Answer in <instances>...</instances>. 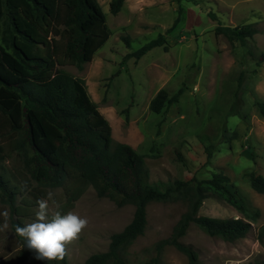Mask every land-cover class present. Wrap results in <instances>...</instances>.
I'll list each match as a JSON object with an SVG mask.
<instances>
[{"label":"rangeland","instance_id":"rangeland-1","mask_svg":"<svg viewBox=\"0 0 264 264\" xmlns=\"http://www.w3.org/2000/svg\"><path fill=\"white\" fill-rule=\"evenodd\" d=\"M110 1L96 0L106 16L109 40L80 69L62 70L84 81L112 128V148L126 144L143 157L148 183L209 180L215 173L228 178L226 191L209 194L198 216L241 219L251 229L244 238L226 242L191 224L179 242L191 247L201 264L264 261V247L257 240L264 225V194L251 188L248 176L264 177V116L255 105L264 102V0H126L116 16L109 12ZM243 25L257 31L243 44L215 34L218 26ZM160 35L162 47L123 62L127 54ZM125 37L129 45L122 40ZM162 89L169 97L182 93L177 103L155 114L149 104ZM47 193L51 217L64 196L61 189ZM187 209L185 202L150 203L144 233L124 250L129 261L152 257L155 244L171 236ZM37 210L25 224L35 220ZM5 211L8 228L0 231V264H17L8 207L0 202V225L5 223ZM255 211L259 218L254 222ZM71 212L89 223L67 246L66 260L83 264L108 250L111 236L132 220L134 207H117L89 188ZM160 261L188 264L174 247H165Z\"/></svg>","mask_w":264,"mask_h":264},{"label":"trees","instance_id":"trees-1","mask_svg":"<svg viewBox=\"0 0 264 264\" xmlns=\"http://www.w3.org/2000/svg\"><path fill=\"white\" fill-rule=\"evenodd\" d=\"M125 1L111 0L109 12L116 16ZM256 32L252 25L218 26L215 34L243 44ZM109 38L106 16L96 0H0V202L8 207L17 264H48L36 259V253L15 234V226L26 225L37 201L47 199L51 189L62 190L64 202L56 210L61 214L70 212L89 188L117 207H134L132 220L111 236L108 250L91 255L83 264H161L165 247L184 254L188 264H201L198 254L179 242L191 224L226 242L244 238L251 229L241 219L198 216L209 194L226 191L224 174H212L209 180L193 177L148 183L141 155L122 143L112 148V128L88 95L84 81L62 70L89 63ZM122 40L129 45L127 37ZM163 43L160 35L127 54L123 62L139 60ZM181 93L169 97L165 90L158 91L149 110L161 113L177 103ZM255 105L264 116V102ZM248 176L251 188L264 194V177ZM166 202H185L188 209L171 236L155 244L152 257L140 263L129 261L124 250L144 233L147 206ZM258 218V211L251 214L252 221ZM257 240L264 247V225ZM51 264L68 262L65 256Z\"/></svg>","mask_w":264,"mask_h":264},{"label":"clouds","instance_id":"clouds-1","mask_svg":"<svg viewBox=\"0 0 264 264\" xmlns=\"http://www.w3.org/2000/svg\"><path fill=\"white\" fill-rule=\"evenodd\" d=\"M37 201L38 210L35 220L26 225L15 226V234L23 238L28 249L36 253V259L47 261L64 260L67 254V246L77 240L83 230L88 226V219L74 212L61 214L59 211L49 217V200ZM5 223L0 225V231L8 228V213H3Z\"/></svg>","mask_w":264,"mask_h":264}]
</instances>
